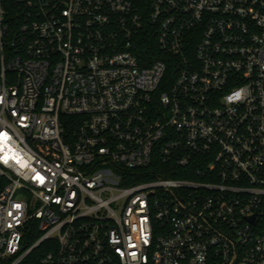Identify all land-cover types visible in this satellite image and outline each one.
Here are the masks:
<instances>
[{"label":"built area","instance_id":"obj_1","mask_svg":"<svg viewBox=\"0 0 264 264\" xmlns=\"http://www.w3.org/2000/svg\"><path fill=\"white\" fill-rule=\"evenodd\" d=\"M0 264H264V0H0Z\"/></svg>","mask_w":264,"mask_h":264},{"label":"trees","instance_id":"obj_2","mask_svg":"<svg viewBox=\"0 0 264 264\" xmlns=\"http://www.w3.org/2000/svg\"><path fill=\"white\" fill-rule=\"evenodd\" d=\"M78 117H64L63 123L65 125V129L67 134L73 135L78 128Z\"/></svg>","mask_w":264,"mask_h":264}]
</instances>
